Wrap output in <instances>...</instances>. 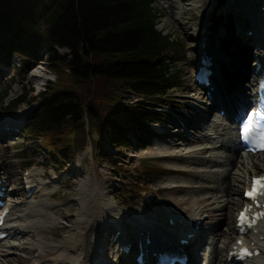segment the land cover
I'll return each instance as SVG.
<instances>
[{
    "label": "rangeland",
    "instance_id": "374dc122",
    "mask_svg": "<svg viewBox=\"0 0 264 264\" xmlns=\"http://www.w3.org/2000/svg\"><path fill=\"white\" fill-rule=\"evenodd\" d=\"M257 1L261 2L235 0L229 6L228 0L221 5L217 0H155L161 12L156 26L164 33H169L175 41L167 57L171 71L179 74L180 86L172 88L163 98L170 105L156 102L155 111L158 112L159 122L152 124L153 129L149 131L145 144H139L137 135L132 133L129 135L131 144L121 149L107 139L108 155L103 160L99 157L94 159L89 144L76 154L74 161L63 162L59 157L61 153H54L56 147L49 140H34L30 137L26 128L30 124L36 102L22 103L8 111L20 97L36 95L58 79L52 68L54 61L45 49L39 52L38 61H27L16 53L8 64L0 61V122H7L9 117L12 120L20 119L16 132L9 137H0V171L7 187L5 200L14 205L10 228L14 231L6 239L11 242L10 254L4 259L6 264L31 263L32 257L39 253L38 248L60 262L56 251L64 244V238L69 233L68 227L75 221L78 209L87 201L97 207L95 216L98 215L100 219L110 217L113 225L104 237L98 238L103 237V259L108 264H134L137 255L136 247L133 252L124 255L121 251L123 245L119 246L120 240H112L115 231H127V226L118 223L116 219H125L132 232H138L137 225L148 222L155 229L178 236L177 229H172L176 225L169 222L170 218H173L170 221L176 223L179 220L183 227H187L193 213L200 209L204 221L199 230V238L193 243L195 257L191 264H201L205 259H212L214 241L219 250L216 264H224L227 250L234 242L235 235L230 236L229 233L242 203L243 188L250 179V172L251 176L264 172V155L260 159L236 160L237 128L234 119L220 115L217 106L210 105L211 101L205 96L204 90L195 83L194 72L199 57L197 42L199 32L205 29L212 50L217 49L222 55L219 60L223 62H218L216 66V80L224 78L225 89L236 85L246 87L250 83L248 74L252 66L246 60L252 53V44H247L245 39L237 36L243 30L237 24L257 27V33L253 34L255 38H250L252 43L261 37L259 29L264 28V0ZM255 3L257 6H254ZM232 52H240L242 57ZM68 53L69 49L58 48L60 57ZM66 72H69L68 68ZM234 73L237 74L235 80ZM88 84L92 87L89 95L92 101L97 105L104 102L97 95L100 89L96 85L97 79ZM6 89L9 91L3 99ZM81 90L87 95L85 86ZM247 93L248 89L243 90V94ZM128 94L123 99L124 103L136 99V95ZM231 96L230 102L238 100L237 96ZM173 102L179 106L172 107ZM99 107L104 109L101 104ZM236 108L233 106L234 110ZM21 111H25V114L19 118ZM183 117L190 119L193 124L186 128L193 140L189 139L184 144L179 135H174L177 132L173 130L177 127L170 122L173 118L184 120ZM214 124L226 125L230 133L226 134L225 128L221 126L213 128ZM98 136V132L94 134V137ZM114 163L116 166L113 169ZM152 167L154 171L144 172L147 179L153 180L151 185L135 181L137 172ZM25 178L34 181L38 192L28 196L24 189ZM138 186L141 189L138 190ZM83 188L89 191V195L80 194ZM86 208L84 206L83 210ZM89 211L88 215L95 209L91 207L92 212ZM184 220L186 222L183 224ZM101 221H97V227L102 225L99 224ZM22 228H25L24 232ZM114 249L115 254H112ZM86 250L87 243L78 250L76 247L71 248L70 254L76 252L80 256ZM117 255L121 256L119 261ZM67 263L74 262L68 260Z\"/></svg>",
    "mask_w": 264,
    "mask_h": 264
},
{
    "label": "trees",
    "instance_id": "16d2710c",
    "mask_svg": "<svg viewBox=\"0 0 264 264\" xmlns=\"http://www.w3.org/2000/svg\"><path fill=\"white\" fill-rule=\"evenodd\" d=\"M160 17L155 0H0V61L8 64L14 53L38 61L45 49L58 77L48 89L17 99L8 111L36 102L26 133L49 140L67 163L89 144L94 159L103 160L106 140L125 148L130 133L145 144L151 124L159 121L156 102H167L163 98L180 86L167 57L175 41L156 26ZM58 48L69 49L68 55L60 57ZM93 79L104 109L89 97ZM127 93L136 99L124 103ZM154 170L141 169L135 181L151 185L144 172Z\"/></svg>",
    "mask_w": 264,
    "mask_h": 264
},
{
    "label": "bare ground",
    "instance_id": "6f19581e",
    "mask_svg": "<svg viewBox=\"0 0 264 264\" xmlns=\"http://www.w3.org/2000/svg\"><path fill=\"white\" fill-rule=\"evenodd\" d=\"M255 2L259 3L261 1L255 0ZM233 3H235V0H228V2H227V4L229 6H232ZM254 6H257L256 3H255ZM227 8H229V7H227ZM237 26L239 27V29H240V27H243V30L242 31L240 30L238 32L237 36L240 37V39H245V41H247V44L248 43L251 44L252 41H250V38L254 37L253 34L257 33V31H258L257 27L255 25H251V26H248V27L246 26L245 27V26H243L241 24H237ZM251 29H252L253 32L249 33V30H251ZM259 31L261 32V34H259V36L261 35V37H259V40L260 41L261 40L264 41V28L259 29ZM206 32L207 31H205V29L201 30L199 32V38H198V42H197V49H199V51L200 50H205V45L203 44L204 41H203L202 38L206 37L208 39V36H207ZM241 32H243L242 35L240 34ZM263 41H261V42H263ZM209 43H210V40H209V42L207 44L208 45L207 50L211 51L210 53H212L213 57H214V60H213V69H214L213 82H215L216 77H217L216 66L218 65V62H220V61L223 62V60H219V56L216 53L217 50L216 51L212 50L209 47ZM255 49H256V52H255L256 57L254 58L253 63L250 62L252 53H250V56L246 60V62L248 61L249 64L250 63L252 64V66H251L252 73H253V71L255 73V68L257 67V64H258V62L260 60L262 62H264V42L258 48L255 47ZM232 53H234L235 55L241 56L240 52H232ZM251 70L249 71V73L251 72ZM248 76L250 77V74H248ZM233 77L236 78L237 74L234 73ZM256 80H257V76H254V77H252L250 79V83L246 87L238 88V91H240V92H243V90L248 89V96L247 97L243 96L244 95L243 94L240 97L242 100L239 99V101H236L237 108H238V105L239 106H243L244 104H248L253 99V91L255 90V82H256ZM236 87H239V86H236ZM222 101H224V98L215 95V99L213 101V105L214 106H218V105L222 106V104H221ZM176 103L173 102L174 105H178ZM233 105H234L233 103H231L230 105H228L226 103L224 105V108L227 110L225 112V115L227 116V118L233 119V118H236V116H237L235 114V110H233V108H232ZM24 114H25V111H21V116H19V118L20 117L22 118ZM11 118L12 117H9V119L5 123L0 122V137H9L14 132H16L17 127L20 124V119L12 120ZM16 118H18V117H16ZM170 122L173 123L175 125V127H177L173 131L174 132L178 131V133L174 134V135H176V136L179 135L182 138L183 144L186 143L191 138V136H189V133H187L188 129H186L187 126H189V127L193 126L191 120L187 119V118H184V120L183 119L181 120L179 118H173L172 121H170ZM3 124L5 126H3ZM220 126L221 125H219V124H214L213 128H219ZM225 126L226 125L221 126L222 129L225 128ZM227 128H229V127H227ZM227 128L224 129L226 134L230 133L228 131L229 129H227ZM164 133H169V132H164ZM237 136H238V132H237ZM190 140H193V139H190ZM198 140H201V139H198ZM235 149H236V160L237 161L238 160H240V161H242V160L244 161L245 160L246 161V160H250V159L253 160L255 158L256 159H260V158L263 157V156L261 157V155H264V152L263 153H257L258 156H256V154L246 153L240 147L239 142H236ZM165 156H167L169 158L173 157L172 155H165ZM236 160H234V161H236ZM0 165H1V163H0ZM176 170L180 171V169H176ZM182 171H186V170H182ZM0 173H1V171H0ZM250 178H251V172H250ZM29 180H31V179L29 178ZM31 181H32V185H33L34 181L33 180H31ZM35 191L38 192L37 189ZM80 194L81 195L83 194V196H86L85 194L89 195V191H87L86 188H83L81 190ZM90 194L92 195L93 192L91 191ZM83 196H81V197H83ZM241 200H242V202H245V200L242 197H241ZM12 204L13 203L11 201L6 203V206H8L10 208L9 213L6 216L5 225H4V228H6V230L8 231V235H9L8 237H10L12 231H14V230H10V228H12L11 224L13 222V219L11 217V214H12L11 211L14 208V205H12ZM42 205L45 206L44 203ZM46 205L50 206L48 204H46ZM97 205H99L98 202H97ZM35 206H37V205H35ZM84 206H87V208L83 210ZM91 207H92V209H95V211H93V213H92L93 214L92 217H91V215H92L91 213H90V215H88V211L89 210L91 211ZM33 210H34V208L31 211H33ZM82 210H83V212H82ZM95 213H97V207L95 205H91V202H89V201L84 202V204H82V207H80L78 209L77 213L75 214V221L72 224H70L69 227H68L69 233L64 238V241H63L64 244L62 245V247H59V249L56 251L57 252L56 256L59 258L60 262H56L52 257H48V255H46L43 252L42 248H38V250H39L38 255L37 256H33L32 259H31L32 262L28 263V264H69V263H67L68 260H71L72 262H74L73 264H108L103 259L105 252L103 251L102 247L105 244H103L104 242H103L102 239H103L104 235H106L108 230L110 228H112L113 225H112V223H111V221L109 219L110 217H104V219H100V217H98L97 214H96L97 216H95ZM30 214L31 213L23 215V217H27ZM193 214H194L193 218L189 222V227H190L191 223H193V222H195L197 220L198 217H202L201 209L199 211H195ZM210 217H211V215H210ZM169 218H170V216H168V220H169ZM25 220L27 222V219H25ZM100 220H103V221H101V223H99V224H102V225L97 227V225H98L97 221H100ZM116 221L118 223H121V224H124L125 226H127V228H126L127 231L120 232L116 241L120 240L119 242H122V243H125V244H129V245L131 244L132 247H133V249H132V247L130 249L131 252H133L132 250H134L135 247L138 245V240L142 241L143 247H147L145 238H150L151 241H154V240L156 241V238L158 236L162 237L164 235H167L165 230L163 232H160L159 229H155L154 226H152L148 222H142L141 224L137 225L138 233H133L131 231V227L129 225H127V222H126L125 219H123V220L122 219H116ZM184 223H185V220H184ZM235 223H236V220H235V222L233 223V225L231 227V230H230V233H229L230 236H234V234L236 233V225H235ZM173 224H175L176 226H173L172 229L176 228L177 230H179L180 229L179 226L182 225V223L179 220H178V222L176 221V223H173ZM23 227H25V226H23ZM189 227H188V229L185 232H183V234L184 233L187 234V233L191 232ZM256 228H258L259 231H258L257 235L252 233L255 236V239L257 240V242H255L254 244H258L259 243V246H261V248H262L261 249L262 252L259 255V257L255 258V259L259 260V264H264V241H258V238H259L258 236H260L261 234L264 235V220L261 221ZM24 231H25V228H22V232H24ZM124 233H125V235H124ZM168 234L172 235L171 233H168ZM183 234L180 235V236L183 237ZM198 234L199 233H197L195 235V238L194 237L189 238V242H188L189 245L195 246V244H193V243L199 238V236L197 237ZM14 235H15V233H14ZM99 236H103L102 239H98ZM168 237H171V236H166V238H168ZM6 239L2 240V242L0 243V264H6L4 259H5L6 255L10 254V251H11V247H10V243L11 242L7 241ZM252 240H254V238L250 239V241H252ZM86 243H87V250H86V252H83V255L81 254L82 256L81 255L79 256V254L76 253V252H75V254L73 253V255L70 254L71 248L75 249V247H76V249L78 250V249H80V247H82V245H84ZM94 244L96 245L95 247H93ZM149 244H151V242ZM39 246L40 245H38V247ZM186 246H187V244H185V247ZM212 248H213L211 250L212 251V254H211L212 255V259H211V261L208 264H216V261H217L216 258L219 255L218 254L219 250L217 248V242L215 243V241H214L212 243ZM217 251H218V253H217ZM111 253L115 254V249L112 250ZM129 253H127V254L123 253V254L124 255H128ZM227 254H228V252H227ZM1 257H3V258H1ZM120 258H121V256L117 255V260L118 261L120 260ZM227 259H228V257L226 256L224 264H227V262H228ZM205 260H204V262H205ZM252 261L253 260L247 261L246 264H252ZM188 264H191V263H188Z\"/></svg>",
    "mask_w": 264,
    "mask_h": 264
},
{
    "label": "snow or ice",
    "instance_id": "6c2138e0",
    "mask_svg": "<svg viewBox=\"0 0 264 264\" xmlns=\"http://www.w3.org/2000/svg\"><path fill=\"white\" fill-rule=\"evenodd\" d=\"M255 115H257V113H253L252 116L254 117ZM251 119L252 117H250L249 123L245 126L244 128V132L247 134L251 128ZM261 148H264V142H262L259 145ZM255 185L256 187H254L253 191L250 193H246V195H250V196H255L257 193V189L259 187H264V179H258L257 181H255Z\"/></svg>",
    "mask_w": 264,
    "mask_h": 264
}]
</instances>
